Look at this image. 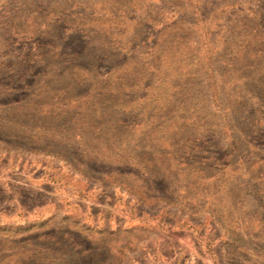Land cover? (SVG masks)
Wrapping results in <instances>:
<instances>
[{"label": "rangeland", "instance_id": "rangeland-1", "mask_svg": "<svg viewBox=\"0 0 264 264\" xmlns=\"http://www.w3.org/2000/svg\"><path fill=\"white\" fill-rule=\"evenodd\" d=\"M0 264H264V0H0Z\"/></svg>", "mask_w": 264, "mask_h": 264}, {"label": "crops", "instance_id": "crops-1", "mask_svg": "<svg viewBox=\"0 0 264 264\" xmlns=\"http://www.w3.org/2000/svg\"><path fill=\"white\" fill-rule=\"evenodd\" d=\"M213 263H214V261H213Z\"/></svg>", "mask_w": 264, "mask_h": 264}]
</instances>
